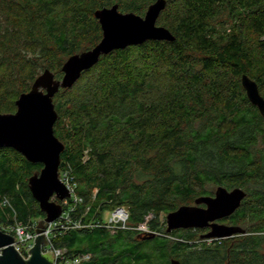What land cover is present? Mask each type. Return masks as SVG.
<instances>
[{
  "label": "trees",
  "instance_id": "trees-1",
  "mask_svg": "<svg viewBox=\"0 0 264 264\" xmlns=\"http://www.w3.org/2000/svg\"><path fill=\"white\" fill-rule=\"evenodd\" d=\"M156 0H0V114L50 70L101 38L94 12L116 4L143 16ZM156 24L172 41L114 50L53 97L58 173L69 169L83 224L126 207L130 229L56 231L52 239L81 264H264V119L241 86L246 75L264 99V0H165ZM0 148V225L42 219L27 180L41 169ZM246 197L224 220L244 230L204 240L199 229L166 232L159 214L212 196L206 186ZM149 232L134 228L145 218ZM248 225V228H246ZM212 244L207 245L206 242Z\"/></svg>",
  "mask_w": 264,
  "mask_h": 264
},
{
  "label": "water",
  "instance_id": "water-1",
  "mask_svg": "<svg viewBox=\"0 0 264 264\" xmlns=\"http://www.w3.org/2000/svg\"><path fill=\"white\" fill-rule=\"evenodd\" d=\"M165 0L150 4L144 15L133 12L122 13L116 4L94 12L98 21L101 38L91 49L70 56L62 65V76L54 78L50 70H44L32 83L28 92L20 94L15 101V112L0 114V148H10L19 153L27 162L41 164L27 180L32 198L37 202L44 218L36 222L32 248L29 257L23 259L11 246L13 237L0 230V264H52L50 253L43 254L47 244L39 235L47 224L62 213L58 201L69 197V192L58 178L60 154L63 144L55 137L53 126L57 118L53 97L59 89L70 88L81 76L100 59L114 50L135 46L148 40L172 41L174 37L168 29L156 24L160 12L165 8ZM241 86L248 101L254 105L264 119V99L257 85L246 75H242ZM246 197L241 188L228 190L218 186L212 196H199L193 205H182L165 216L166 232L177 229H209L200 235L204 240L227 239L244 234L239 226L225 225L219 221L228 218ZM169 264H180L172 259Z\"/></svg>",
  "mask_w": 264,
  "mask_h": 264
},
{
  "label": "built area",
  "instance_id": "built-area-1",
  "mask_svg": "<svg viewBox=\"0 0 264 264\" xmlns=\"http://www.w3.org/2000/svg\"><path fill=\"white\" fill-rule=\"evenodd\" d=\"M59 180L64 184L66 189L69 192V197L58 201L62 206L61 215L47 224V227L39 234L43 235L47 244L42 247V253H50L53 258L52 264H81L84 261L89 259V255H75L70 256L65 248L56 247L52 239L55 237L56 231H67L69 229H82L89 228L91 226H103L107 230H125L130 229L127 225L128 222V209L125 207H116L113 208L103 222L96 224H83L81 220H73L71 213L75 209L76 204L81 202V198L75 194V183L72 174L69 169H63L58 173ZM0 206L4 208L11 209L10 203L6 197H2L0 200ZM36 223H27L23 224L17 222L15 216L11 223L6 225H0V230L6 234H9L13 237V242L11 246L14 247V250L23 258L27 259L29 257L28 251L32 248L34 239L38 234L35 233ZM140 232H149L148 227L144 224L139 225L134 228ZM1 254V248H0Z\"/></svg>",
  "mask_w": 264,
  "mask_h": 264
},
{
  "label": "rangeland",
  "instance_id": "rangeland-1",
  "mask_svg": "<svg viewBox=\"0 0 264 264\" xmlns=\"http://www.w3.org/2000/svg\"><path fill=\"white\" fill-rule=\"evenodd\" d=\"M206 188H207L208 190H211L212 192H214L215 189H216V187L209 186V185L206 186ZM193 204H194V203H192V202L190 203V205H193ZM125 208H126V207H125ZM109 212H110V210H106V211H104V212L102 213L103 220L107 219V217H108V215H109ZM165 216H166V214H164V213L158 215V217H157L158 227H160V224H163V223L165 224ZM152 219H153V215H149V216H147V217L145 218L143 224L147 227V226H148L147 223L150 222ZM38 221H39V219H35V218H32V220H31L32 223H36V222H38ZM246 228H248V225H246ZM165 229H166V225H165ZM206 244H207V245H210V244H212V242H211V241H207ZM261 251L263 252V251H264V248L261 249ZM163 261H164V258L162 257V254H160V264H162Z\"/></svg>",
  "mask_w": 264,
  "mask_h": 264
},
{
  "label": "flooded vegetation",
  "instance_id": "flooded-vegetation-1",
  "mask_svg": "<svg viewBox=\"0 0 264 264\" xmlns=\"http://www.w3.org/2000/svg\"><path fill=\"white\" fill-rule=\"evenodd\" d=\"M219 223H221V224H225V225H233V224H229V223H227L225 220H221V221H219ZM235 226V225H234ZM201 231V235L202 234H205V233H207L208 231H209V229H201L200 230Z\"/></svg>",
  "mask_w": 264,
  "mask_h": 264
}]
</instances>
